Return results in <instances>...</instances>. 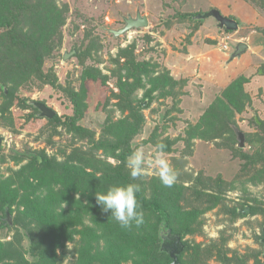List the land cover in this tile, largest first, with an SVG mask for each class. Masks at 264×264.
<instances>
[{"label": "trees", "instance_id": "trees-1", "mask_svg": "<svg viewBox=\"0 0 264 264\" xmlns=\"http://www.w3.org/2000/svg\"><path fill=\"white\" fill-rule=\"evenodd\" d=\"M250 1L264 10V0ZM66 12L67 5H58L57 0H0V119L12 125L13 108L31 111L27 121L39 119V112L30 104L33 101L20 94L21 89L38 82L60 92L72 109V115L56 113L52 119H46L39 135H46L45 141L51 143L60 127L71 135V143H85V147L70 145L69 149L66 147L68 150H61L64 154L61 161L48 157L44 150L0 155L1 163L18 166L7 168L8 173L0 176V229L10 235L9 240L0 241V264H61L69 254L74 258L71 264H170L168 255L160 251L158 233L162 222L172 234L180 236L184 246L177 264H204L211 258L219 264H248L249 255L227 257L228 239L211 241L201 248L200 244L191 246L184 238L202 232L201 216L215 208L229 216L231 223L243 216H261L263 227L264 197L259 199L242 189V197L230 206L226 194L238 183L237 177L229 183L220 177L203 183L199 177L176 171L174 185L165 187L155 176L147 181L142 177L133 180L126 168L127 157L139 148L132 143L145 125L144 110L155 101L170 99L174 101L171 110L178 111L177 100L181 95L175 89L183 81L176 80L168 71L158 72L155 64L139 60L135 45L119 48L111 60L115 69L104 75L96 67L100 60L94 61L92 57L102 46L99 39L90 37L88 45L73 54L81 67L78 90L71 83L62 87L57 84L52 65L45 71L44 65L56 59L55 36L66 22ZM184 20L194 24L192 33L202 24L192 15L179 14L178 22ZM223 32L235 31L223 29ZM89 60L96 66L88 64ZM89 79L101 84L113 80L117 89L111 97L116 100L114 113L121 116L114 119L112 113L108 114L98 137L80 124L87 110ZM248 81L244 75L230 80L196 122L186 123L184 136L159 140L162 127H156L143 145L156 149L162 144L164 153L169 154L179 142L192 155L195 141L212 143L216 149L226 150L241 161L240 172L244 177L240 183L264 188V121L251 119L248 124L254 130L250 132H243L237 124V117L252 103L246 90ZM139 90L142 97L137 99ZM144 100L147 104H143ZM236 130L244 133L242 149L238 147ZM129 183L139 185L136 198L145 214L144 224L123 229L110 213H102L95 194ZM246 208L249 213L243 215ZM6 212L12 217V226L3 220ZM67 243L74 244V248L67 250ZM186 252H191L190 263L183 260ZM252 257L253 264H264L262 251H253Z\"/></svg>", "mask_w": 264, "mask_h": 264}, {"label": "rangeland", "instance_id": "rangeland-1", "mask_svg": "<svg viewBox=\"0 0 264 264\" xmlns=\"http://www.w3.org/2000/svg\"><path fill=\"white\" fill-rule=\"evenodd\" d=\"M57 2L58 5H67L66 22L55 36L56 59L52 62L46 61L44 65V71L52 65L57 84L65 88L71 83L78 90L81 67L75 57L70 56L65 62L62 61V57L64 53L83 50L88 45L90 37L99 39L102 48L92 56L94 61L100 60L99 64L97 66L92 64V60H89L88 64L98 67L104 75H109V71L115 69L111 60L116 57L119 48L135 45V55L139 60L155 64L158 72L168 71L173 78L183 81V84L175 89L181 95L177 100L178 111L171 110L174 101L170 99L155 101L144 110L145 125L132 145L143 148L146 156L154 155L155 149L143 143L150 138L156 127H162L163 130L159 140L164 137H170L172 140L184 136L186 123L196 122L221 89L238 75H244L249 79L246 90L252 99L250 107L243 115L237 117L239 128L243 132H250L254 130V126L248 124L251 119L264 121L262 65L264 64V10L256 7L250 0H57ZM136 10L147 17V28L133 29L116 39L100 31V27L121 28L122 18L127 15L134 16ZM211 10H216L225 17L232 16L239 23L238 30L232 33L219 30L218 23L213 17L201 20L202 24L195 33H192L194 24L189 20L178 22L179 14L192 15L195 20L197 16L194 14L199 12L202 16L203 13H209ZM168 22L171 24L166 26ZM213 41L216 44H212ZM238 42L246 43L251 48L245 51L240 59H234L227 64L229 54ZM86 87L87 110L80 124L95 132L98 137L108 114L112 113L114 119L121 116L118 112L114 113L113 104L116 100L111 97L117 89L113 80L101 84L100 81L94 82L89 79L86 81ZM20 94L33 102H42L59 116L72 115V109L61 93L46 85L33 82L31 87L21 89ZM136 96L140 99L142 91L139 90ZM144 103L147 104V101ZM167 111L170 113L163 119ZM30 112L18 108L11 109L12 125L5 124L0 119V137L3 140L0 144V155L8 156L12 151L23 153L44 150L48 157H55L61 161L64 159V154L60 151L66 147L68 149L70 145H73L71 148L85 147L83 146L85 143H71V135L60 127L57 129L58 134L52 136L51 143H47L46 135L43 137L39 135L46 126V118H39L37 114L39 119L27 121L26 117ZM187 153L184 145L179 142L171 148V153H165V158L170 162L171 167L180 175L192 174L193 178L199 177L203 183L213 182L217 177L227 183L233 181L235 177L243 181L244 175L240 172L241 161L232 158L230 152L218 150L212 143L195 141L192 155ZM9 167L18 168L12 162H0V176L6 175ZM152 176H154L153 170L149 168L141 177L147 181ZM239 181L234 189L226 194L228 205L234 206L237 203L236 201L242 197V189H247L251 195L259 199L264 197L263 186L243 184ZM201 217L202 232L184 238V241L191 246L200 244L203 248L211 241L228 239L227 257L236 254L240 258H245L249 255L248 264L254 263V258H251L253 251L263 253L262 238L258 239L263 228L261 216H243L231 223L229 216L221 213L219 208H215L204 212ZM9 238L8 231L0 229V241ZM67 247V250H72L74 244L67 243ZM259 258L262 259L261 256ZM183 260L190 263L191 252H186ZM215 260L211 258L204 264H219ZM72 261L74 258L69 254L61 264H71Z\"/></svg>", "mask_w": 264, "mask_h": 264}, {"label": "clouds", "instance_id": "clouds-1", "mask_svg": "<svg viewBox=\"0 0 264 264\" xmlns=\"http://www.w3.org/2000/svg\"><path fill=\"white\" fill-rule=\"evenodd\" d=\"M163 145H158L154 155L146 156L143 148L133 151L126 159V168L129 176L135 180L146 174L148 169L153 170V175L159 179L165 187H171L177 180V173L165 158ZM139 185L129 183L127 185H114L105 193H96V204L100 206L102 213H110L112 219L123 229L139 228L144 224V212L137 201L136 193Z\"/></svg>", "mask_w": 264, "mask_h": 264}, {"label": "water", "instance_id": "water-1", "mask_svg": "<svg viewBox=\"0 0 264 264\" xmlns=\"http://www.w3.org/2000/svg\"><path fill=\"white\" fill-rule=\"evenodd\" d=\"M213 17L218 25L217 27L220 30H227V31H236L238 29L237 23L229 18L222 16L218 11L211 10L209 13H205L202 16H197L196 20H204L205 18ZM123 26L119 29H109L105 27H100V29L111 35L112 38L116 39L120 36H124L126 33L133 29H142L148 27V19L146 16L141 15L139 10H136L135 15H127L126 17L122 18ZM248 49L246 43L238 42L236 43L233 51L229 54V59L227 61H233L234 59H240L241 55ZM74 52L71 53H64L62 57V61L65 62L70 56H73ZM35 109H37L38 117L39 118H46L52 119L55 116V112L48 108L46 105L42 103L31 102L30 103ZM146 104V103H144ZM237 140H238V147L240 149L244 148L245 145V138L244 134L240 131H236ZM2 138L0 137V143ZM249 209L246 208L242 211L243 215H248ZM4 221L9 225L12 226V217L6 212V216ZM160 239V251L166 253L168 257L171 259L170 264H177V257L182 253L184 250V246L181 243L180 236L174 235L171 231L167 228L164 222L160 225V230L158 233ZM261 243L263 246V257H264V226L262 228V239Z\"/></svg>", "mask_w": 264, "mask_h": 264}, {"label": "crops", "instance_id": "crops-1", "mask_svg": "<svg viewBox=\"0 0 264 264\" xmlns=\"http://www.w3.org/2000/svg\"><path fill=\"white\" fill-rule=\"evenodd\" d=\"M247 46H248V49H250V48H251V46H250V45H248V44H247ZM248 49H247V50H248ZM247 50H246V51H247ZM227 64H228V63H227Z\"/></svg>", "mask_w": 264, "mask_h": 264}, {"label": "flooded vegetation", "instance_id": "flooded-vegetation-1", "mask_svg": "<svg viewBox=\"0 0 264 264\" xmlns=\"http://www.w3.org/2000/svg\"><path fill=\"white\" fill-rule=\"evenodd\" d=\"M2 141H3V140H1V143H2ZM1 143H0V144H1Z\"/></svg>", "mask_w": 264, "mask_h": 264}]
</instances>
